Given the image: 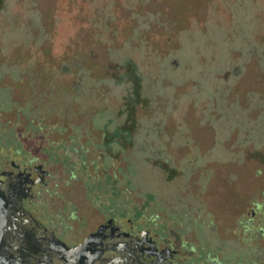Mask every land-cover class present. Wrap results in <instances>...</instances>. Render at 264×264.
I'll return each instance as SVG.
<instances>
[{
	"label": "rangeland",
	"instance_id": "374dc122",
	"mask_svg": "<svg viewBox=\"0 0 264 264\" xmlns=\"http://www.w3.org/2000/svg\"><path fill=\"white\" fill-rule=\"evenodd\" d=\"M16 117L32 145L47 133L98 147L92 125L127 123V146H110L116 179L105 175L114 203L148 212L155 181L182 186L151 162L164 147L163 158L198 154L215 169L201 193L209 211L240 199L244 210L264 188V0H0V128ZM241 235L228 255L264 257V235Z\"/></svg>",
	"mask_w": 264,
	"mask_h": 264
},
{
	"label": "flooded vegetation",
	"instance_id": "af4514ba",
	"mask_svg": "<svg viewBox=\"0 0 264 264\" xmlns=\"http://www.w3.org/2000/svg\"><path fill=\"white\" fill-rule=\"evenodd\" d=\"M117 120L114 128L100 129L106 125L104 122L100 123L101 127L92 125L101 137L98 147L77 143V137L68 142L62 137L52 139L47 133L44 134L47 142L37 141L32 145L27 139L34 131L28 123L19 128L24 122L16 117L11 119L8 128L3 124L0 128V215L13 211L6 206L11 196L17 198L20 194L25 211L69 246L79 244L100 224L112 220L134 237L144 254L148 249L154 250L156 253L151 258L171 260L175 264H264L259 250L252 255L240 252L228 255L229 247L240 246L241 233L248 232L251 238H255L254 233L264 235V188L251 194L244 210L240 199L221 213L209 211L201 193L215 169L209 166V161L199 162L198 154L189 160H174L171 154L170 158H163L164 147H156L153 152L157 159L151 162L156 171L159 169L160 179L165 180L163 164L166 169L179 173L182 186L168 185L163 189L155 181L158 197L148 212L145 202L134 207L120 198L114 203L105 175L119 163V155L113 152L120 151H113L114 147L110 146L114 139L127 146L123 137L128 134L127 123ZM157 126L156 122L144 124L149 131ZM227 157L230 159L231 155ZM233 157L235 163L241 162L240 149ZM110 174L116 179L114 171ZM230 174L235 175L231 170ZM194 184L196 188L191 190Z\"/></svg>",
	"mask_w": 264,
	"mask_h": 264
},
{
	"label": "water",
	"instance_id": "95a60500",
	"mask_svg": "<svg viewBox=\"0 0 264 264\" xmlns=\"http://www.w3.org/2000/svg\"><path fill=\"white\" fill-rule=\"evenodd\" d=\"M10 197L0 215V264H175L144 254L134 237L112 220L103 222L82 242L69 246ZM6 236V237H5ZM177 264V263H176Z\"/></svg>",
	"mask_w": 264,
	"mask_h": 264
}]
</instances>
